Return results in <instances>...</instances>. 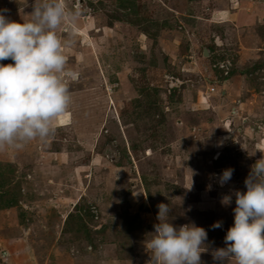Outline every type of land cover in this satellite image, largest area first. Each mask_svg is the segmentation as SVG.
Wrapping results in <instances>:
<instances>
[{"label": "rangeland", "instance_id": "rangeland-1", "mask_svg": "<svg viewBox=\"0 0 264 264\" xmlns=\"http://www.w3.org/2000/svg\"><path fill=\"white\" fill-rule=\"evenodd\" d=\"M34 2L0 11L22 22ZM66 3L72 104L46 144L0 151V264H150L160 203L207 231L215 264L264 150V0Z\"/></svg>", "mask_w": 264, "mask_h": 264}, {"label": "clouds", "instance_id": "clouds-1", "mask_svg": "<svg viewBox=\"0 0 264 264\" xmlns=\"http://www.w3.org/2000/svg\"><path fill=\"white\" fill-rule=\"evenodd\" d=\"M32 7L29 19L22 22L0 11V61L13 62L0 63V151L19 150L33 140L46 144L72 104L68 79L74 73L63 49L74 41L62 40L60 32L78 23L80 7H69L66 0H35ZM257 151L261 158L244 181L246 191L234 192V223L224 237L226 247L211 252L215 264H264V150L251 155ZM233 171L223 170L218 177L221 186ZM193 183L191 179L188 190ZM231 200L226 195L221 203L228 206ZM157 207L158 223L146 244L150 264H203L207 231L195 223L176 226L168 221L169 204ZM211 227L221 228L222 222Z\"/></svg>", "mask_w": 264, "mask_h": 264}, {"label": "built area", "instance_id": "built-area-1", "mask_svg": "<svg viewBox=\"0 0 264 264\" xmlns=\"http://www.w3.org/2000/svg\"><path fill=\"white\" fill-rule=\"evenodd\" d=\"M219 67L223 68L224 67V62H221V64H219Z\"/></svg>", "mask_w": 264, "mask_h": 264}, {"label": "water", "instance_id": "water-1", "mask_svg": "<svg viewBox=\"0 0 264 264\" xmlns=\"http://www.w3.org/2000/svg\"><path fill=\"white\" fill-rule=\"evenodd\" d=\"M203 55L206 56V49H203Z\"/></svg>", "mask_w": 264, "mask_h": 264}, {"label": "crops", "instance_id": "crops-1", "mask_svg": "<svg viewBox=\"0 0 264 264\" xmlns=\"http://www.w3.org/2000/svg\"><path fill=\"white\" fill-rule=\"evenodd\" d=\"M227 14V13H226Z\"/></svg>", "mask_w": 264, "mask_h": 264}]
</instances>
